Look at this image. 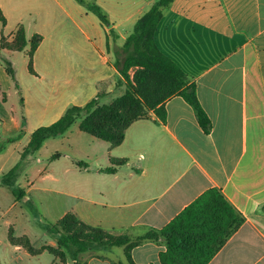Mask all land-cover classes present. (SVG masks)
<instances>
[{"label": "crops", "instance_id": "0c3cea01", "mask_svg": "<svg viewBox=\"0 0 264 264\" xmlns=\"http://www.w3.org/2000/svg\"><path fill=\"white\" fill-rule=\"evenodd\" d=\"M94 1L109 25H102L85 6L70 0H0L6 19L5 26L0 25V40H9L20 25L27 39L40 35L32 62L35 76H30L39 80L45 76L42 81H46L27 87L33 99L23 104L28 118L22 124L14 109L5 110L3 103L14 82L0 65V139L27 134V145L34 130L57 121L68 107H82L99 92L110 93L116 87L117 54L111 45L118 41L120 48L137 19L156 0ZM70 27L79 34L77 47ZM154 42L195 83L210 132L202 131L193 109L180 96L169 98L164 103V122L151 113L126 129L120 145L105 142L95 183L62 185L60 195L74 202L63 215L73 213L89 226L135 239L160 230L197 197L216 188L244 223L208 264H264L260 136L264 129V0H173L163 10ZM3 52L7 57L17 53L2 50V57H6ZM39 57L45 60L38 70ZM9 61L16 76L15 62ZM29 124H34L30 130ZM120 159L125 163L115 173L104 172L112 160ZM8 170L1 165L0 176ZM16 204L14 200L5 212ZM4 217L0 215V264H72L43 250L56 244L44 229L40 234L18 231L15 220L4 221ZM36 235L42 239L36 240ZM22 237L38 254L14 242ZM164 250L161 240L146 241L132 248L130 255L135 264H160L159 253ZM79 258L82 264H127L123 247H95Z\"/></svg>", "mask_w": 264, "mask_h": 264}, {"label": "trees", "instance_id": "16d2710c", "mask_svg": "<svg viewBox=\"0 0 264 264\" xmlns=\"http://www.w3.org/2000/svg\"><path fill=\"white\" fill-rule=\"evenodd\" d=\"M92 12L102 25H109L103 9L86 0H74ZM173 0H156L134 24L133 31L119 48L120 60L116 63L118 79L116 86L123 85V93L109 103H101L105 92H99L84 106H70L54 123L34 130L29 142L21 152V160L38 151L51 138L64 135L78 121L79 131L116 147L124 140L126 129L135 121L147 119L152 112L161 122L165 121L164 103L173 96H180L194 111L198 125L205 134L211 129L210 120L203 110L196 94L194 82L168 57L162 54L154 42V32L163 10ZM6 19L0 10V25ZM42 37L33 34L26 38L23 26H19L10 39L1 38L0 51L23 52L26 48L27 69L33 73L34 53ZM0 62L14 82L15 70L11 62L0 56ZM58 155V154H57ZM59 156V155H58ZM54 154L51 158L58 157ZM125 160H112L105 173L113 174L124 165ZM75 166L86 169L82 161ZM21 172L18 162L2 173L0 182L11 189L13 196L20 200L25 192L16 185ZM264 211V206L262 207ZM244 223L243 216L227 201L219 189L211 188L185 207L175 218L160 230L149 231L138 238L126 234L111 235L99 227L81 222L71 213L65 214L54 225L44 227L53 236L55 247L46 246L50 255L65 263L82 264L80 255L95 247H123L127 264H135L130 255L132 248L146 241L161 240L165 250L159 253L160 264H208L226 241ZM31 254H38L27 237L14 241Z\"/></svg>", "mask_w": 264, "mask_h": 264}, {"label": "rangeland", "instance_id": "374dc122", "mask_svg": "<svg viewBox=\"0 0 264 264\" xmlns=\"http://www.w3.org/2000/svg\"><path fill=\"white\" fill-rule=\"evenodd\" d=\"M70 1L71 3L80 5L74 0ZM89 2L96 4L94 0ZM116 16L124 18L127 15L117 14ZM93 17L97 20L95 15ZM131 30H133V26ZM70 34L72 43L76 44L77 47L79 34L72 27H70ZM110 37L113 43H115L114 32L110 33ZM111 51H115L117 54L115 59L116 63H118L120 60L118 41L111 45ZM3 55L6 56L5 52H3ZM5 58L8 60L12 59L15 62L18 88L14 87V83L11 82L12 88L7 93L3 104L6 111L9 112L14 109L15 117L22 124H27V111L24 109L23 104L30 98L33 99L32 95L28 94L27 87H32V84H36L37 86L40 83L43 84L46 82L42 81L45 76L41 80L31 78L30 75L34 77L35 73H30L27 69L25 52H17L14 57L6 56ZM44 60L45 57H39L38 70L43 68ZM0 65H2L1 62ZM123 91V85L116 86L112 92L104 94L100 102L109 103L114 98L120 96ZM151 113L149 112L147 116L149 117ZM22 120H25V122ZM33 126L34 124H29V130ZM26 136L27 134L25 136L12 135L7 136L5 139H0V166L2 165L4 171H6L20 162V178L17 179L16 185L25 192V195L20 200H17L10 188L0 184V215L5 214L4 221L9 219L15 220V229L18 231L28 229L30 232H34V234H40L44 227L54 225L57 220L61 219L65 215H63L64 210L74 204L71 199L60 195L59 192L62 185L96 182V167L100 160L99 157L105 151L104 145L106 143L79 131L78 121H76L64 135L48 139L38 151L21 160V152L27 142ZM260 136L263 138L262 145H264V129H262ZM54 154L59 156L51 158ZM74 161H82L86 164V169L75 166L73 164ZM48 175L55 177L58 181L46 180L44 176ZM27 180L30 181V184H28ZM14 200H17V204L6 213L5 211ZM36 238L38 241L42 239L37 235Z\"/></svg>", "mask_w": 264, "mask_h": 264}]
</instances>
